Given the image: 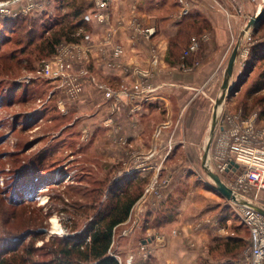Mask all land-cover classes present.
<instances>
[{
    "label": "crops",
    "instance_id": "0c3cea01",
    "mask_svg": "<svg viewBox=\"0 0 264 264\" xmlns=\"http://www.w3.org/2000/svg\"><path fill=\"white\" fill-rule=\"evenodd\" d=\"M93 1H79L85 8L83 14L94 9ZM236 4H240L239 0H110L111 25L97 21L89 23L90 28L84 30L89 32L91 39L83 46L91 52L86 68L97 73L101 82L119 92V99L107 98L86 77L78 76L84 68L78 63L73 67V73L83 85L78 96H72L69 80H63L62 86L61 81L50 79L47 82L52 90L46 102L53 100L64 119L67 115L74 116L80 119L83 130L96 131V141L104 146L107 160L123 163L124 166L118 168L124 171V175L137 173L153 176V180L157 181L159 175L165 172L168 175L186 169L196 170L197 159L201 160L200 167L204 170L202 157L228 65L230 45L235 34L242 31L239 11L234 13L231 10L237 9ZM49 7L46 9L49 13L58 10L54 0ZM185 7L189 8L187 13L202 14L211 23V28L204 30L201 38L205 56L194 66L169 63L168 59L170 37L176 34L187 14H183ZM60 11L66 12L67 7L61 6ZM133 20L140 21L144 29L154 28L153 36L148 38L144 34H136L130 24ZM80 41L82 38L77 42ZM118 45L124 53L117 56L114 48ZM39 102L43 104L33 111L37 115L47 105L40 99ZM226 103L222 109L225 114L228 110ZM223 113L219 114L208 154L214 165L222 160L219 153L224 150L223 140L228 130L235 127ZM40 122L43 118L39 119L34 129L41 127ZM68 126L72 125L65 124L63 129ZM128 156L133 164L125 166ZM174 156L180 163L173 162ZM151 197L149 193L148 202H145L146 198L139 200L137 213L144 212L147 203L154 211L148 213L152 221L148 230H154L159 238H172L170 231H164V225L156 223L153 226L156 218L160 220L159 215L166 214L167 199L158 201L156 197ZM261 201L264 202V194ZM133 215L131 210L129 218L121 226L127 225ZM138 222L141 223L136 220V224ZM134 234L120 235L117 246L115 241L113 243L115 248L112 249L123 264H199L197 258L192 259L193 256H181L179 253L184 252L179 249L180 246L173 245L151 249L153 258L150 262L138 259L145 254L135 252L137 248L133 242L141 240V237L137 238ZM144 241L141 240L142 245H145ZM133 256H137L136 261L128 263Z\"/></svg>",
    "mask_w": 264,
    "mask_h": 264
},
{
    "label": "rangeland",
    "instance_id": "374dc122",
    "mask_svg": "<svg viewBox=\"0 0 264 264\" xmlns=\"http://www.w3.org/2000/svg\"><path fill=\"white\" fill-rule=\"evenodd\" d=\"M5 1L8 0H0V2ZM10 1L4 9L21 10L22 7L24 8L30 3L41 2V0ZM71 1L79 2L81 0ZM49 2L51 4L53 0H49ZM239 2V5L236 4L237 9L231 10L234 13L239 11L242 17V31L235 34L236 36L230 45V53L227 60L234 49L233 47L239 40L241 42V49L232 78L234 89L231 96L226 100L227 103H225L231 115H237L241 109L244 120L249 121L255 117V125H261V123L264 124V26L256 30L257 33L255 29L259 25L249 29L245 33L243 31H245L251 16L256 12L260 13L262 11L264 0H239ZM50 4L45 6L46 9L50 8ZM46 9L40 11L34 8L30 12H19L15 17L0 10V29L4 27V30L0 31V43L4 40L3 43L8 45V49L20 48V45H17L18 39L15 36L6 38L1 33H4L5 29L9 27L15 28V21H20L26 17L27 19L33 18L43 21L42 17L47 12ZM49 14L55 16L57 15V10ZM17 27L21 28V25ZM7 33L10 35L8 29ZM83 33L89 32H85L84 30ZM81 38L83 37L81 36ZM197 41L199 50L200 40L197 39ZM38 51V49L29 50V57L36 56ZM44 59L40 57L36 60L32 71H23L16 75V77L9 79L10 81L5 79V82H2L0 85V93L2 91L4 95H14L13 89L15 88H13V85L15 84L19 86L18 95L21 94L24 88L22 86H26L30 90L29 94L34 93L33 97L29 98L26 102L17 101L12 105H7L8 98L12 99L11 97H7L5 102L3 100L0 101V198L3 196L4 199L0 206L8 203L11 197H13L11 193L14 191L17 183L24 182L29 185L28 179L22 175L25 164H33V161L38 156H42L45 153L49 154V156L41 161L44 162L42 168L47 171L46 174L41 173L39 175L42 176L35 177L37 183L43 182V184L35 188V200H27L34 209H37L32 215L35 219L33 221H38L39 224L42 221L39 229H47L44 232L45 241L39 239L35 245L36 250L44 242H52L54 238L81 233L87 224H90L91 219L98 212L99 208H101L99 206L106 199L108 186L121 176H124V171L118 168L120 165V167L124 166L123 163H117L113 159L112 161L107 160L103 151L104 146L96 141V131L89 132L83 130L79 122L80 119L74 118V116H66V126H72H68L65 129L68 130L65 134H62V131H52V122L48 121L47 118L39 123L41 125L40 128L34 129L35 125L28 131H21L22 125L25 122L30 124L37 117V114L33 113V111L35 110L34 108L43 104L39 102V99L45 101L44 104L46 105V99L52 89L43 91L45 85L48 84L46 81H49L50 78L45 79L37 76L36 79L30 81L19 79L37 71L41 60ZM6 81L8 83L14 82L15 84H12V88H10L11 84L7 83L6 85ZM50 102L51 99L46 106ZM222 109L223 106L220 109V114L224 112ZM228 110L225 111L228 113ZM223 114L227 116L225 112ZM18 116H20L17 120L19 124L17 125V131H14V122ZM70 121L73 124H70ZM54 136L57 137L54 138ZM26 146L30 148L24 151ZM172 158L174 163L176 161V163L179 162V159L175 156ZM197 161L196 170L186 169L181 172L178 170L179 172L176 171L174 174L168 175L165 172L159 175L157 181L153 180V176H141L146 177L148 181L143 186L144 191L142 195L133 205L132 211L134 215L132 220L127 225L116 229V246L120 240V235L135 232L134 235L137 238L141 237V240H146L145 245L149 250L145 256L142 255L138 258L143 261H151L153 258L151 249L157 250L161 247L173 245L180 246L179 249L184 252L179 253L181 256L184 254L190 257L193 256L192 259L197 258L199 264H248L245 256V247L247 246L250 234L240 216V208L218 192L211 175L200 167L201 160L197 159ZM130 164H133V160L128 156L125 166ZM212 166L213 172L216 173L213 162ZM166 179H169V181L163 183ZM13 186L14 188L11 191L10 188ZM134 190L137 191V188ZM15 191H19V189L16 188ZM149 193L153 199L156 197L158 201L168 198L172 200L170 205L166 204L167 208L165 207L166 214H163L164 218L162 220L158 219L159 221L157 220L153 224V226L156 223L164 225V231H170L169 233L172 238H159L154 234V230H148L152 227V221L151 218L149 219L148 213L154 212L145 203L148 202ZM24 196L28 198V194H24ZM144 198H146L144 202L146 208L144 212L140 211L137 213V206L140 204L139 200H143ZM170 201L167 203H170ZM181 210L184 211L180 214ZM4 211V209L0 211V242L7 237V234L4 233ZM45 213H50L49 217L43 218ZM53 216L57 217L60 227L57 232H52L53 225L50 223V220ZM158 217L160 218V215ZM139 218L140 220H138ZM136 220L141 223L138 222L136 224ZM16 225L14 227V235L20 234L29 225L33 226L23 220L16 223ZM138 225L139 228L137 227ZM166 225L169 227H165ZM15 239H18L17 236H15ZM25 240L24 245H27L30 242V236L26 237ZM141 240L133 242V245L137 248L135 252L138 255H140V248L143 246ZM47 250L48 248L39 250L36 252V255L41 259H51L50 255L45 254ZM112 251L114 252V250ZM136 257L133 256V260H131L133 263L136 261ZM119 260L121 261L122 259L119 258Z\"/></svg>",
    "mask_w": 264,
    "mask_h": 264
},
{
    "label": "trees",
    "instance_id": "16d2710c",
    "mask_svg": "<svg viewBox=\"0 0 264 264\" xmlns=\"http://www.w3.org/2000/svg\"><path fill=\"white\" fill-rule=\"evenodd\" d=\"M54 1L56 7H58L57 15L51 16L46 12L43 14V21L33 18L27 19V17L20 21L16 20L15 28H7L10 35H8L7 29H5L4 33H1L4 34L3 36L6 38L15 36L16 39H18L17 45H20V48L8 49V45L3 43L4 40L0 43V85L2 82H5V79L10 81L9 79L16 77V75L23 71H32L35 66V61L40 57L47 59L53 56L57 46L62 43L63 40L74 42L80 40L81 34H77L78 28L82 26L84 29L90 28L89 23L85 22L82 17L85 8L81 3L71 0ZM61 6L67 7V11H60ZM19 25H21V28L17 27ZM263 26L264 16L259 26L255 29V32ZM3 28L0 29V31L4 30ZM210 28L211 23L204 15L192 12L187 13L183 17V21L180 23L176 34L170 37L168 47L169 63H182L184 65L194 66L202 61V58L205 56L203 42L201 41L202 33L204 30ZM194 38L200 40L199 50L192 51L183 58L182 56L186 48L189 47ZM31 49H38L39 51L36 56L30 58L28 51H31ZM7 81L6 85L8 83ZM8 84H11L10 88H12V84L15 83ZM47 85H45L43 91L51 88V85ZM13 86V88H15L13 89L14 95H4L1 91L0 101L3 100L5 102L7 97H11L12 99L8 98L6 104L12 105L17 101L26 102L34 95V93L29 94L30 90L26 86H22L24 88L21 94L18 95L17 91L19 90V86L16 84ZM19 117L20 116L15 119L14 131H17V125L19 124L17 120ZM40 118H47L48 121L52 122V131H62V134L68 131L65 130L66 128L63 129L67 121L60 115L53 100H51L50 104L46 106L30 124L25 122L22 125L21 131L32 129L35 124L39 122ZM55 137L57 136H54V138ZM29 148V146H26L24 151ZM47 156H49V154L45 153L35 158L33 164H25L22 175L28 179L29 185L24 182H19L16 184L14 191H12L14 186L10 188L13 197H11L8 203L0 206V211L3 209L5 210L3 212V217H5L4 233L7 234L5 240L0 242V264H123L116 255L110 253V250H113L114 241L116 242L115 232L116 229H119L121 224L129 218L133 205L142 195L144 191L143 186L148 179L146 177H141L137 173L121 176L108 186L106 199L99 206L101 208H99L98 212L91 219L90 224H87L81 233L54 238L52 242H44L43 245L36 250V242L39 239L45 241V233L39 229V225H41L42 221L40 224L38 221H33L35 219L32 215L37 209H34L27 200L34 201L35 188L43 184V182L37 183L35 177L42 176L39 175L41 173L46 174L47 171L42 168L44 162L41 161ZM16 188L19 189V191H15ZM136 188L137 191L134 190ZM5 192L7 193V191ZM23 193L28 194V198H25ZM16 196L17 198H15ZM170 200L171 199L168 198L166 202ZM2 201H4L3 196L0 198V204ZM171 202L172 200L170 203H167V205H170ZM49 215L50 213H45L43 218L49 217ZM162 218H164V215L160 216L161 220ZM21 220L33 226L29 225L26 230H23L20 234L14 235V227H16V223L21 222ZM155 221H157V218ZM15 236H17L18 239H15ZM28 236H30V242L24 245L25 239ZM46 248H48V250L45 254L50 255L52 257L51 259H41L36 255L37 251Z\"/></svg>",
    "mask_w": 264,
    "mask_h": 264
},
{
    "label": "built area",
    "instance_id": "2783aa9c",
    "mask_svg": "<svg viewBox=\"0 0 264 264\" xmlns=\"http://www.w3.org/2000/svg\"><path fill=\"white\" fill-rule=\"evenodd\" d=\"M11 1L0 2V10L15 17L19 12H30L36 8L37 10H45L50 4L49 0H41V2H33L22 7L21 10H12V8L4 9ZM94 9L84 15L85 22L105 23L111 25V10L110 0H94ZM1 11V12H2ZM188 12V7H185L184 14ZM133 31L136 34H144L150 38L155 33L154 28L144 29L141 22L133 20L131 23ZM84 28L81 27L77 34L82 33V41L72 43L63 40L57 46L53 56L41 60L38 70L32 72L29 76L20 78L22 81H30L36 79L37 76L42 78H50L59 80L63 86V80H69L71 85L70 92L76 98L79 92L83 89V85L79 82L78 76L87 78L92 84H95L99 90H102L107 98L119 99L120 93L114 90L111 86L101 82L97 73H92L86 64L90 62V50L83 46L84 42L91 39L89 33H83ZM110 32V31H109ZM116 55L124 53L123 48L118 45L114 48ZM198 50V41L196 38L186 48L183 58L190 52ZM82 64L83 69L80 70L78 76L73 73L75 64ZM50 96V95H49ZM228 121L235 127L228 130L224 143V150L220 151L219 157L221 161L214 165L215 172L219 174L225 185L230 188L233 194L237 197L236 201L230 200L240 208V216L243 219L245 226L249 230V240L245 247V256L248 264H264V215L257 209V206L264 209V202L261 201V195L264 194V124L255 125V119L249 121L242 119V110L236 115L226 114ZM235 164L229 167L231 162ZM236 163L238 166H235ZM169 181V180H168ZM166 182V181H164ZM216 185V183H215ZM217 189V188H216ZM248 199L250 202L239 203V198ZM140 251L146 255L149 252L146 245L140 248ZM112 255L118 254L110 250ZM120 258V257H118ZM128 260V263L131 262Z\"/></svg>",
    "mask_w": 264,
    "mask_h": 264
},
{
    "label": "water",
    "instance_id": "95a60500",
    "mask_svg": "<svg viewBox=\"0 0 264 264\" xmlns=\"http://www.w3.org/2000/svg\"><path fill=\"white\" fill-rule=\"evenodd\" d=\"M263 16H264V8L262 9V12L257 14L255 13L254 15L251 16L250 20L247 23V26L245 28V31H243V33L247 32L249 29L253 28V27H257L260 22L263 20ZM240 45L241 42L240 40L237 42V44L233 47L234 49L232 50L231 55L229 56L228 62H227V67L224 73V77H223V82L221 85V92H220V96L218 97V99L216 100L215 106H214V115H213V120L211 123V130H210V136L208 139V144L205 148L204 151V155H203V168L204 170L209 173L211 175V177L213 178V180L216 183L215 188H217L218 192L222 195H224L227 199L236 201L237 197L233 194L232 190L230 188H228L225 183L222 181V179L220 178L219 174H216L214 172H212L209 168V150L212 144V138L213 135L215 133V129H216V125L219 121V114L220 112L218 111L219 106H223L227 100V98L231 95L234 86L232 85V81H233V75H234V71L236 68V61L237 58L239 57V53H240ZM235 163L232 161L229 164V167H232ZM235 166H238V164L236 163ZM257 209L264 215V209L262 207L257 206ZM41 231L46 232L47 229L43 228L41 229ZM146 242V240L144 241Z\"/></svg>",
    "mask_w": 264,
    "mask_h": 264
},
{
    "label": "bare ground",
    "instance_id": "6f19581e",
    "mask_svg": "<svg viewBox=\"0 0 264 264\" xmlns=\"http://www.w3.org/2000/svg\"><path fill=\"white\" fill-rule=\"evenodd\" d=\"M262 12V11H261ZM260 12V13H261ZM257 13V12H256ZM257 14H259V13H257ZM222 108V106H219V109H218V111L219 112H221L220 111V109ZM209 157V156H208ZM208 164H209V168H210V170L213 172L214 170H213V166H212V163H211V158L209 157V162H208ZM217 174V173H216ZM239 198V203H246V202H250V200H248V199H242L241 197H238ZM50 223L53 225L52 226V232H57L59 229H60V227H59V224H58V221H57V217L56 216H53L52 218H51V220H50Z\"/></svg>",
    "mask_w": 264,
    "mask_h": 264
}]
</instances>
